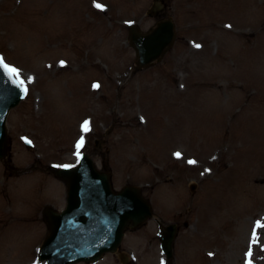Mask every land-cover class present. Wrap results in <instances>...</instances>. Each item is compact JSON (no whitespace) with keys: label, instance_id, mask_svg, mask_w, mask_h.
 <instances>
[{"label":"rangeland","instance_id":"1","mask_svg":"<svg viewBox=\"0 0 264 264\" xmlns=\"http://www.w3.org/2000/svg\"><path fill=\"white\" fill-rule=\"evenodd\" d=\"M162 1L149 17L153 0H0V55L27 87L6 120L0 264H43L41 212L65 205L48 168L81 151L114 189L138 185L153 215L116 253L76 264H157V223L169 222L173 264L206 251L205 264H245L250 243V264H264V0ZM167 15L175 44L134 70L126 23L147 29Z\"/></svg>","mask_w":264,"mask_h":264},{"label":"water","instance_id":"2","mask_svg":"<svg viewBox=\"0 0 264 264\" xmlns=\"http://www.w3.org/2000/svg\"><path fill=\"white\" fill-rule=\"evenodd\" d=\"M160 7L156 0L148 13L154 14ZM128 29V42L136 52L138 68L160 60L175 38L170 18L157 21L146 32L133 23ZM23 96L24 88L10 70L0 68V158L9 155L7 113ZM55 174L67 186V204L60 212L48 208L44 213L49 233L39 258L46 259V264L94 262L104 252L116 250L126 227H138L151 216L150 204L137 187L125 186L113 191L108 173L98 170L87 154L81 156L76 166L57 168ZM174 234V225L164 231L162 246L169 256Z\"/></svg>","mask_w":264,"mask_h":264},{"label":"snow or ice","instance_id":"3","mask_svg":"<svg viewBox=\"0 0 264 264\" xmlns=\"http://www.w3.org/2000/svg\"><path fill=\"white\" fill-rule=\"evenodd\" d=\"M94 7L98 8V9H103L104 6L103 5H100V4H97V3L94 2ZM195 47L198 48V47H200V45H195ZM61 63H63V62H61ZM5 67L11 68L13 72H17V73L19 72L18 69H15L14 68V66H8V65H6L4 59L2 57H0V68H5ZM93 87H97V85H93ZM88 123H89L88 121H85L84 122L85 125L88 124ZM81 128H82V131H84V125H82ZM81 139H83V137H81ZM79 147H80V142L78 141L77 142V149H79ZM174 155L177 156V157H180L181 156V154L179 152L174 153ZM189 163L190 164L191 163H195V161H191L190 160ZM64 167H69V166L68 165H64ZM256 226L257 227H264V224H261V221H257L256 222ZM252 236H253V242H257L258 241V234H257L256 227L253 228ZM251 254H252V245L250 243L249 252L246 253V261H245V264H250V261L247 259V257L248 256H251Z\"/></svg>","mask_w":264,"mask_h":264},{"label":"bare ground","instance_id":"4","mask_svg":"<svg viewBox=\"0 0 264 264\" xmlns=\"http://www.w3.org/2000/svg\"><path fill=\"white\" fill-rule=\"evenodd\" d=\"M15 73H16V72H15ZM16 74H17V73H16ZM16 76L19 78L18 74H17ZM202 255H203V254L201 253V254L198 255V257H197V263H198V264H205L204 261L202 260V258H203Z\"/></svg>","mask_w":264,"mask_h":264}]
</instances>
